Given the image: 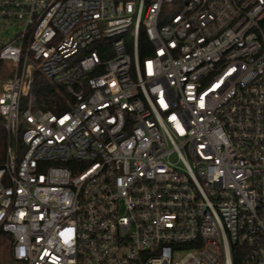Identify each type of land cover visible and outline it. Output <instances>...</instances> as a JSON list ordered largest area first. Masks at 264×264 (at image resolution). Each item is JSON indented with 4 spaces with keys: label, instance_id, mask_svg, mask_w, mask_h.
<instances>
[{
    "label": "built area",
    "instance_id": "obj_1",
    "mask_svg": "<svg viewBox=\"0 0 264 264\" xmlns=\"http://www.w3.org/2000/svg\"><path fill=\"white\" fill-rule=\"evenodd\" d=\"M0 21L12 264H264V0H0Z\"/></svg>",
    "mask_w": 264,
    "mask_h": 264
},
{
    "label": "trees",
    "instance_id": "obj_2",
    "mask_svg": "<svg viewBox=\"0 0 264 264\" xmlns=\"http://www.w3.org/2000/svg\"><path fill=\"white\" fill-rule=\"evenodd\" d=\"M137 45L139 48V57L142 58L144 54L140 50L142 47L147 45V42L140 31L138 34ZM33 93H34L35 104L37 107L43 110H50L54 112L65 110V100L69 99L68 95L65 92V88L63 86H59V88H57L55 85H52L49 82H47V80H45L39 73L35 74ZM6 141H7L6 131L0 125V165L5 160ZM0 235H6V234L0 232ZM3 243L5 246L9 247V251H10V239L8 236L7 238L3 237ZM11 261H13L12 258Z\"/></svg>",
    "mask_w": 264,
    "mask_h": 264
},
{
    "label": "rangeland",
    "instance_id": "obj_3",
    "mask_svg": "<svg viewBox=\"0 0 264 264\" xmlns=\"http://www.w3.org/2000/svg\"><path fill=\"white\" fill-rule=\"evenodd\" d=\"M164 8H165V11L167 12L172 11L171 4H167ZM14 31H15V26L8 25V24L5 25L2 21H0V43L5 41ZM127 43H129V41H127ZM72 63H69V66ZM63 72L64 70L62 69V70H59L57 74L59 75V74H62ZM3 237L7 238V235H0V264H11L12 261L10 258L9 247L4 245Z\"/></svg>",
    "mask_w": 264,
    "mask_h": 264
}]
</instances>
